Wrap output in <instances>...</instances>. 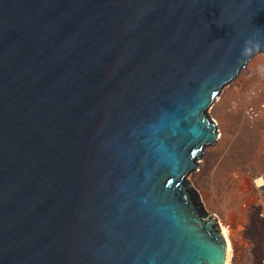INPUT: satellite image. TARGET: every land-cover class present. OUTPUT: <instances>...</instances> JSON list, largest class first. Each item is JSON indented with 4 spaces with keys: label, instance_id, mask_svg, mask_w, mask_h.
I'll use <instances>...</instances> for the list:
<instances>
[{
    "label": "water",
    "instance_id": "obj_1",
    "mask_svg": "<svg viewBox=\"0 0 264 264\" xmlns=\"http://www.w3.org/2000/svg\"><path fill=\"white\" fill-rule=\"evenodd\" d=\"M264 51V0H0V264H225L188 175Z\"/></svg>",
    "mask_w": 264,
    "mask_h": 264
},
{
    "label": "rangeland",
    "instance_id": "obj_2",
    "mask_svg": "<svg viewBox=\"0 0 264 264\" xmlns=\"http://www.w3.org/2000/svg\"><path fill=\"white\" fill-rule=\"evenodd\" d=\"M207 113L219 138L204 147L188 181L232 232L230 264H264V184L257 183L264 179V51L223 87Z\"/></svg>",
    "mask_w": 264,
    "mask_h": 264
},
{
    "label": "bare ground",
    "instance_id": "obj_3",
    "mask_svg": "<svg viewBox=\"0 0 264 264\" xmlns=\"http://www.w3.org/2000/svg\"><path fill=\"white\" fill-rule=\"evenodd\" d=\"M219 138V137H218ZM217 141V140H216ZM257 183L259 185H263L264 184V179L263 178H259ZM222 225V232H223V235L226 239V244H227V250H228V256H227V260H226V263L225 264H230V260H231V256H232V241L231 240V237L233 236L232 232L229 231L227 225L225 224H221ZM237 228V227H236ZM235 228V230H236ZM238 229V228H237ZM238 232V231H237ZM237 232H235L234 234H236ZM234 237V236H233ZM241 237V236H240ZM241 243V242H240ZM238 245V244H237Z\"/></svg>",
    "mask_w": 264,
    "mask_h": 264
}]
</instances>
